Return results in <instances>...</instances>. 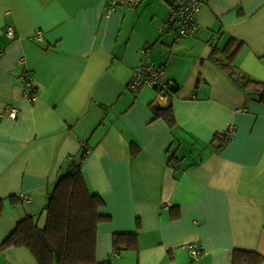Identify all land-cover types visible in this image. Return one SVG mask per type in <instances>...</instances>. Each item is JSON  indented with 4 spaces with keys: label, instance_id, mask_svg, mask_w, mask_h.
<instances>
[{
    "label": "crops",
    "instance_id": "crops-1",
    "mask_svg": "<svg viewBox=\"0 0 264 264\" xmlns=\"http://www.w3.org/2000/svg\"><path fill=\"white\" fill-rule=\"evenodd\" d=\"M174 1L105 16L106 0H0V245L20 219L42 213L85 142L83 175L110 216L98 225L99 262L233 264L236 250L264 258V100L209 58L234 38V64L264 82V0H204L197 34L184 38L159 32ZM148 45L175 89L168 97L127 88ZM25 72L33 100L23 97ZM154 102L172 106L174 127L155 117ZM230 124L236 133L223 144ZM117 233L136 234L137 249L116 253ZM0 264L37 263L9 247Z\"/></svg>",
    "mask_w": 264,
    "mask_h": 264
},
{
    "label": "trees",
    "instance_id": "trees-1",
    "mask_svg": "<svg viewBox=\"0 0 264 264\" xmlns=\"http://www.w3.org/2000/svg\"><path fill=\"white\" fill-rule=\"evenodd\" d=\"M240 44L231 38L223 49L212 48L209 58L234 84L244 90H254L264 100V82L252 80L234 64ZM152 108L155 117L163 118L170 127L176 125L171 105L163 107L154 102ZM85 157L74 166L68 165V170L56 182L44 207V224L34 216H25L4 238L1 249L27 248L37 264H111L96 258L98 225L109 221L110 216L103 213L105 201L89 188L83 175ZM3 210L4 202L0 199V214ZM113 242L116 253L125 248L137 249L134 233H117ZM263 259L257 252L236 250L233 264H262Z\"/></svg>",
    "mask_w": 264,
    "mask_h": 264
},
{
    "label": "built area",
    "instance_id": "built-area-1",
    "mask_svg": "<svg viewBox=\"0 0 264 264\" xmlns=\"http://www.w3.org/2000/svg\"><path fill=\"white\" fill-rule=\"evenodd\" d=\"M107 6L104 15L107 16L117 6H123L126 8L134 9L143 0H106ZM204 3V0H176L171 5L169 14L163 19L162 24L159 27L161 34L175 32L177 38H184L187 36H194L197 34L198 14ZM15 29L12 25H9L6 29V35L9 38L14 37ZM153 47L148 45L140 49L141 60L133 68L131 78L128 82V90L137 94L146 87L155 88L158 91L159 98L168 97L172 82L165 78L164 69L161 66L156 65L150 61V55ZM3 49L0 47V57L2 56ZM23 84V97L28 100H33L36 97L35 85L32 81V77L27 72L22 73L20 77ZM8 116L11 119L17 117V109L9 107L7 109ZM236 133V126L230 124L226 127L223 133V141H230ZM89 153V149L86 147V143L82 142L80 151L77 155H69L67 157L68 165H76L80 163L81 157L86 156ZM19 197L23 201H30V197L25 192H21ZM195 240L190 249L194 255H201L204 251L202 245L196 243L198 236H193Z\"/></svg>",
    "mask_w": 264,
    "mask_h": 264
},
{
    "label": "rangeland",
    "instance_id": "rangeland-1",
    "mask_svg": "<svg viewBox=\"0 0 264 264\" xmlns=\"http://www.w3.org/2000/svg\"><path fill=\"white\" fill-rule=\"evenodd\" d=\"M39 213L35 216V218L38 219L39 221H41V220H43L45 218V209L43 208L42 209V213H40V214Z\"/></svg>",
    "mask_w": 264,
    "mask_h": 264
},
{
    "label": "water",
    "instance_id": "water-1",
    "mask_svg": "<svg viewBox=\"0 0 264 264\" xmlns=\"http://www.w3.org/2000/svg\"><path fill=\"white\" fill-rule=\"evenodd\" d=\"M247 92L254 93L255 91L254 90H248Z\"/></svg>",
    "mask_w": 264,
    "mask_h": 264
}]
</instances>
